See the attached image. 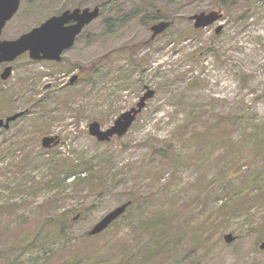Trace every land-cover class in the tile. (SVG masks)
Instances as JSON below:
<instances>
[{
  "label": "rangeland",
  "instance_id": "1",
  "mask_svg": "<svg viewBox=\"0 0 264 264\" xmlns=\"http://www.w3.org/2000/svg\"><path fill=\"white\" fill-rule=\"evenodd\" d=\"M107 1L21 0L1 40ZM113 1L60 62L0 64L12 67L0 119L23 112L0 130V264H264V174L242 178L264 170V0ZM212 10L221 20L193 29L189 17ZM159 19L172 24L152 40ZM146 87L155 94L123 137L89 134ZM50 136L59 144L42 148ZM64 163L90 182L73 183ZM61 213L65 234L51 222Z\"/></svg>",
  "mask_w": 264,
  "mask_h": 264
},
{
  "label": "water",
  "instance_id": "2",
  "mask_svg": "<svg viewBox=\"0 0 264 264\" xmlns=\"http://www.w3.org/2000/svg\"><path fill=\"white\" fill-rule=\"evenodd\" d=\"M20 7V0H0V64H8L24 54L34 61L60 62L62 54L69 50L83 29L100 16V7L76 8L67 10L58 16L47 19L38 27L21 35L15 40H1V34L5 25L14 17ZM217 11L209 13L201 12L189 17L194 29H205L221 19ZM72 24H69L71 23ZM170 26L169 22H159L150 27L151 39L162 34ZM222 27H217L215 33L219 34ZM12 73V67L6 66L0 75V79L6 81ZM78 79L74 76L70 84ZM154 91L146 87V92L140 97L134 107L122 113L113 124L102 129L98 122L89 125V134L98 142H109L113 137H123L135 122L137 116L146 107V103L154 96ZM23 112L15 113L5 119H0V130H8L10 124L22 117ZM59 144L58 137H44L41 140L42 148L49 149ZM132 202L127 201L109 212L88 232L89 236H95L106 230L113 222L125 214ZM224 242L230 244L236 240L231 233L224 235ZM258 249L264 250V239L258 245Z\"/></svg>",
  "mask_w": 264,
  "mask_h": 264
},
{
  "label": "trees",
  "instance_id": "3",
  "mask_svg": "<svg viewBox=\"0 0 264 264\" xmlns=\"http://www.w3.org/2000/svg\"><path fill=\"white\" fill-rule=\"evenodd\" d=\"M112 2H114L113 0H111V1H107V2H104V3H101V4H99L100 6H101V8H102V11H101V15H102V13L107 9V6L108 5H110ZM133 16H136L135 15V13L133 12V14H132ZM129 16V15H128ZM127 16V17H128ZM109 25L108 26H110L111 24L110 23H108ZM67 163V162H66ZM66 163H64V172H63V175H67V174H69V172H74V173H72V177H73V183H82L83 181H88V182H90V178H87V176H86V173L88 172V170L85 168V169H83L81 172H77L76 171V169L75 168H72V164H66ZM259 170H261V171H255V173L254 174H250L249 176H247L246 177V175H244L245 173H243V175L244 176H242V178H244V179H247V180H252L254 177H256L257 176V173L259 174V175H261V174H264V170H262V169H259ZM77 172V173H76ZM59 176H61V173H59ZM67 178H69L70 176L68 175V176H66ZM66 178V179H67ZM87 178V179H86ZM65 179V180H66ZM251 182V181H250ZM250 182H248V183H250ZM60 184H57V186H59ZM61 186V185H60ZM242 193V190H240V191H235V192H233L232 194H226V196H224V197H222V198H219L220 200H221V202H222V204L224 203V202H229V201H231V200H234L235 198H237V196L238 195H240ZM132 202V201H131ZM225 206V205H224ZM125 215V214H124ZM124 215H122L121 217H123ZM120 217V218H121ZM119 218V219H120ZM67 214L66 213H61V214H59L57 217H55V218H53L52 220H51V222H52V224L54 225V226H57V227H59V229H60V232L61 233H63V234H65V232L67 231V229L69 228V226H68V223L69 222H67ZM118 221V220H117ZM117 221H115V222H113V224L112 225H114ZM111 225V226H112Z\"/></svg>",
  "mask_w": 264,
  "mask_h": 264
},
{
  "label": "flooded vegetation",
  "instance_id": "4",
  "mask_svg": "<svg viewBox=\"0 0 264 264\" xmlns=\"http://www.w3.org/2000/svg\"><path fill=\"white\" fill-rule=\"evenodd\" d=\"M96 6H100V5H96ZM95 7V6H94ZM87 8H93V7H87ZM74 9H76V8H74ZM74 9H72V10H74ZM81 9V8H80ZM100 9L102 10V8H101V6H100ZM212 11H216V10H212ZM160 11L158 10L157 11V13H159ZM211 12V11H210ZM217 12H219V11H217ZM201 13V12H200ZM220 13V12H219ZM196 14H198V13H196ZM221 14V13H220ZM221 16H222V14H221ZM162 21H165V22H169L170 23V25L172 24V22L171 21H166V20H163V19H159V20H157L156 21V23H159V22H162ZM189 22H191V21H189ZM156 23H154V24H156ZM69 24H72V22L71 23H69ZM211 27V26H210ZM161 35V34H160ZM155 39V38H154ZM154 39H152V40H154Z\"/></svg>",
  "mask_w": 264,
  "mask_h": 264
}]
</instances>
